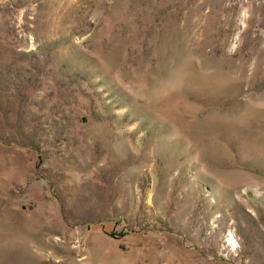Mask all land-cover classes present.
Wrapping results in <instances>:
<instances>
[{"label": "rangeland", "instance_id": "1", "mask_svg": "<svg viewBox=\"0 0 264 264\" xmlns=\"http://www.w3.org/2000/svg\"><path fill=\"white\" fill-rule=\"evenodd\" d=\"M0 264H264V0H0Z\"/></svg>", "mask_w": 264, "mask_h": 264}]
</instances>
